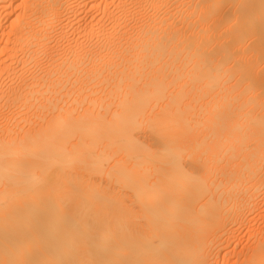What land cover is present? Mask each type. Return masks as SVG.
<instances>
[{
  "label": "bare ground",
  "instance_id": "obj_1",
  "mask_svg": "<svg viewBox=\"0 0 264 264\" xmlns=\"http://www.w3.org/2000/svg\"><path fill=\"white\" fill-rule=\"evenodd\" d=\"M262 28L264 0H0V264H264Z\"/></svg>",
  "mask_w": 264,
  "mask_h": 264
},
{
  "label": "rangeland",
  "instance_id": "obj_2",
  "mask_svg": "<svg viewBox=\"0 0 264 264\" xmlns=\"http://www.w3.org/2000/svg\"><path fill=\"white\" fill-rule=\"evenodd\" d=\"M262 29H263V30H261V34L264 33V32H263V31H264V28H262ZM263 37H264V35H263ZM245 236H246V235L243 234V238H242V239H244L243 242L247 239V236H246V237H245ZM244 237H245V238H244Z\"/></svg>",
  "mask_w": 264,
  "mask_h": 264
}]
</instances>
